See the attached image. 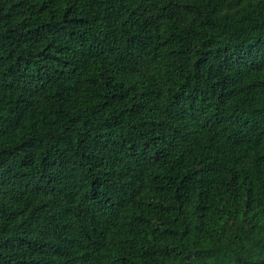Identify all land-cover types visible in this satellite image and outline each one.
Instances as JSON below:
<instances>
[{
    "label": "trees",
    "instance_id": "16d2710c",
    "mask_svg": "<svg viewBox=\"0 0 264 264\" xmlns=\"http://www.w3.org/2000/svg\"><path fill=\"white\" fill-rule=\"evenodd\" d=\"M0 264H264V0H0Z\"/></svg>",
    "mask_w": 264,
    "mask_h": 264
}]
</instances>
